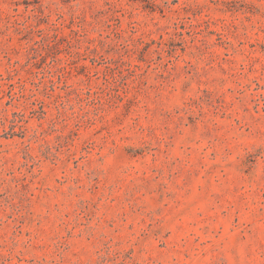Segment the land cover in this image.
<instances>
[{
    "label": "rangeland",
    "instance_id": "obj_1",
    "mask_svg": "<svg viewBox=\"0 0 264 264\" xmlns=\"http://www.w3.org/2000/svg\"><path fill=\"white\" fill-rule=\"evenodd\" d=\"M0 264H264V0H0Z\"/></svg>",
    "mask_w": 264,
    "mask_h": 264
}]
</instances>
